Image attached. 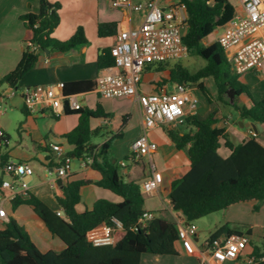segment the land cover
I'll return each mask as SVG.
<instances>
[{
    "label": "trees",
    "instance_id": "trees-1",
    "mask_svg": "<svg viewBox=\"0 0 264 264\" xmlns=\"http://www.w3.org/2000/svg\"><path fill=\"white\" fill-rule=\"evenodd\" d=\"M180 1L188 12V30L183 41L189 55L200 57L206 63L195 73L180 62L172 67L169 62L152 63L145 71L164 75L158 85L166 82L194 84L210 105L219 102L237 111L242 120L264 126V99L256 101L250 96L217 41L205 43L208 36L231 21L233 4L227 0ZM39 4V13L21 16L27 31L23 55L18 66L0 80V86L18 88L26 73L46 51L49 54L66 52L87 42L83 28H78L67 41L54 39L53 34L60 24L61 5L50 0H39ZM113 28V24H102L99 34L114 33ZM114 62L110 49L104 50L97 60L100 69L112 67ZM206 81L212 82L215 94L211 93ZM94 88L95 83L91 81L64 85V111L79 115L78 125L64 136L70 146L65 156L72 162L89 163L101 174V180L68 181L66 178L62 193L57 196L63 217L32 193L26 198H14L12 210L20 205L30 206L39 218L38 224L53 237L61 239L65 247L61 250L40 249L28 230L10 215L5 226L0 228V264H141L144 254L180 255L177 222L155 217L142 225L140 219L147 212L142 188L135 181L126 182L118 165L110 159L112 142L122 138L123 133L114 134L101 145L93 143L94 138L106 137L110 132L106 127L92 129V119L111 118L112 115L107 114L100 103L96 106L97 111L87 107L70 108L67 101L70 96ZM243 96L251 98L252 107L244 104ZM217 112L214 108L205 117L199 114L186 116L183 125L190 129L183 134L176 128L167 129L176 149L186 151L190 169L186 174L172 178L165 191L174 211L189 224L246 202H255L254 211L258 212L264 203V146L255 136L238 145L232 143L225 129L216 127ZM123 119L125 123V117ZM6 137L9 139L8 135ZM2 140L0 137V167L11 160L9 154L1 150ZM221 140H225V146L231 151L227 158L218 153ZM64 160L61 158L58 165ZM90 184L111 191L121 201L99 199L92 209L79 212L77 206L81 202L82 188ZM224 234L252 235L251 231H242L241 226L226 223L211 234L207 242ZM106 237L111 238L109 244H94V240ZM260 251L254 246L255 256L263 257Z\"/></svg>",
    "mask_w": 264,
    "mask_h": 264
},
{
    "label": "crops",
    "instance_id": "crops-1",
    "mask_svg": "<svg viewBox=\"0 0 264 264\" xmlns=\"http://www.w3.org/2000/svg\"><path fill=\"white\" fill-rule=\"evenodd\" d=\"M50 1L61 5L59 11L60 24L55 30L53 38L58 41H67L78 28H83L87 42L66 52L42 54L34 68L23 77L19 87L14 89L15 93L13 95H10L11 88L8 86H0V112H2L0 114V130L9 136L10 141L8 146L2 145L1 150L7 152L11 160L25 162L34 170L33 176L24 177V181L29 185L28 192L25 194L17 187L13 189L2 187L3 181L8 180L9 177L3 173L2 167H0V206L5 207L8 216L11 215L19 225L28 230L33 240V234L39 236L40 230L48 234L50 233L38 224L39 218L30 206L20 205L15 210H12V201L16 197L26 198L29 193H32L39 197L54 212L60 211L63 213L62 208L58 204L57 196L61 195L63 181L66 178L60 175L58 164L62 156L70 151V146L64 136L78 125L79 115L74 112L65 113L64 103L66 98H63L64 91L59 89H56L60 103L56 114L47 113V110L44 113H30L24 103L25 89L35 86L51 87L59 83L69 84L85 81L95 83L100 74L117 72L115 69L111 70L110 67L100 69L97 64L99 55L104 50L110 49L113 46L117 35L122 30L138 28L145 19V13L143 11H135L130 6H116L114 0ZM145 1L147 0H132V4L135 5ZM169 1L172 2L175 0H166L163 3L164 6ZM39 11V0H0V80L18 66L23 55L24 39L27 31L21 20V16L28 13H39ZM102 24H113L114 33L100 35L99 26ZM252 72L261 73L249 71L244 75L249 78L253 76ZM162 76H164L162 73L144 70L139 85V92L152 93L162 89L173 91V82H166L162 85L157 84ZM206 84L211 93L215 94L212 82L206 81ZM196 94L201 99V105L197 114L205 117L211 112L210 104L203 94L199 93L198 88L196 89ZM73 95L77 97L82 107H87L91 110H93L92 107L95 104V97L103 98L95 89L91 91L80 90ZM255 97H253L254 100H256ZM259 98H261L260 100L264 99V89L261 91ZM242 100L248 108L252 107L251 98L243 96ZM67 101L69 102V100ZM124 102L132 105V109L128 110L131 114L130 116L133 117L135 114H138L142 120L136 136H132L131 138V153L135 140L141 136H145L149 141H153L158 145V150L152 156L144 157L137 163L132 160L131 164L123 162L124 165L122 166L128 168L122 175L124 180L126 182L135 181L142 186L143 182L151 176L149 164L153 160L157 170L163 176V182L159 189L149 193L142 191L145 199V210L154 213L156 217L177 222L178 226L186 224L187 222L174 211L168 193L165 191L172 178L182 176L189 171L190 161L186 151L176 149L167 134V129H171L170 127L160 125L148 131L144 130L142 110L135 97H125ZM97 104L98 102L95 107ZM104 111L107 114H111L112 117L92 119L91 121L92 129L106 127L110 132V135L106 137L99 136L102 138L100 143H97L93 139V143L98 145L103 144L118 132H122V138H125L126 135L123 128L128 126L127 124L130 120L129 117L124 123L123 117L121 123L118 122L114 114L115 111L108 107V105H106ZM216 117L218 119L216 127L225 129L229 139L235 145L241 144L249 140L252 136H255L264 146L263 125V130L258 134H254L250 128L246 127L252 122L242 120L240 116L237 121H234L232 114L225 113L222 108H218ZM16 127L19 136L17 141L11 135V131ZM174 128L180 130L181 134L190 129L183 124H179ZM54 145L60 146L62 151L57 152L53 150ZM131 153L129 154V159ZM218 153L223 158L230 156L231 151L225 146V140H221ZM101 178L102 176L98 171L94 170L89 163L83 161L72 162L71 171L69 177H67L68 181L90 179L93 182H97ZM113 194L111 191L98 187L95 184L86 185L82 188L81 202L77 206V209L79 212L87 209L90 210L99 199H107L112 202L121 201L113 196ZM255 204V202H246L224 210V224L229 223L234 226H241L244 232L251 231L252 235L249 236L251 248H253L251 242L257 230L264 229L263 218L257 221L249 219L250 215L254 216L253 214H256L258 219L261 215L264 216V203L258 212L254 211ZM44 237L48 241V244L46 245L47 247H42L41 249L61 250L65 247L64 242L57 237L54 238L52 235H46ZM208 238L201 242V236L198 230L194 237L196 246L200 248L207 242ZM55 239H58V241ZM35 244L39 247L36 242ZM178 249L180 255L174 257L183 259V262L180 264H199V259L187 255L180 244L178 245ZM261 254H263L262 258L264 259V252L262 251ZM169 256L173 255L159 256L144 254L142 255L141 264L149 257H154L157 259V262H161L162 258ZM227 264L246 263L244 258H240L235 261H230Z\"/></svg>",
    "mask_w": 264,
    "mask_h": 264
},
{
    "label": "built area",
    "instance_id": "built-area-1",
    "mask_svg": "<svg viewBox=\"0 0 264 264\" xmlns=\"http://www.w3.org/2000/svg\"><path fill=\"white\" fill-rule=\"evenodd\" d=\"M166 0H147L132 4V0H114L116 6H130L135 11H143L145 19L141 26L130 30H122L110 48L115 62L110 72L100 74L95 81V91L103 98L135 97L142 110L144 130L148 131L160 125L170 128L183 124L186 116L198 113L201 99L196 94V86L190 83H174L173 91L162 89L152 93H140L139 85L143 72L149 64L176 61L189 56V50L183 38L188 30V12L181 1H172L164 6ZM234 6L231 21L224 26L216 41L225 51L232 69L239 75L249 71L260 72L264 67V0H227ZM64 83L56 86H35L24 91V103L30 113L56 114L60 105L56 89L63 91ZM15 90L12 89L10 95ZM65 96H63L64 98ZM66 98V97H65ZM72 110L81 106L76 96L68 98ZM2 114V112H0ZM2 145L8 146L10 141L4 131L0 130ZM53 150L61 152L58 145ZM158 150L157 143L149 141L145 136L137 138L133 144L130 159L137 163L144 157L152 156ZM59 166L60 175L67 178L71 171L72 161L64 157ZM90 162V161H89ZM124 165V163L122 164ZM151 176L141 188L144 192H152L162 186L163 176L156 168L154 161L149 164ZM3 173L9 177L2 183L3 188H20L27 194L29 185L25 176H33V168L25 163L10 160L2 167ZM59 216H64L60 211ZM152 212H146L140 223L155 218ZM8 222L5 207L0 206V228ZM198 227L195 223L179 226V238L185 253L199 259V264H227L244 258L246 264H261L262 257L253 253L248 236L223 235L198 248L195 244ZM110 237L94 240L97 246L109 244Z\"/></svg>",
    "mask_w": 264,
    "mask_h": 264
},
{
    "label": "rangeland",
    "instance_id": "rangeland-1",
    "mask_svg": "<svg viewBox=\"0 0 264 264\" xmlns=\"http://www.w3.org/2000/svg\"><path fill=\"white\" fill-rule=\"evenodd\" d=\"M176 2L179 0H175ZM223 32L222 28L217 29L215 32H213L212 35L208 36L206 38L205 43H211L213 41H216V37L219 33ZM181 63L185 68H187L190 72L195 73L199 68L205 65V61L197 56H191L189 55L186 58L176 60V61H170L168 64L169 66H174L177 63ZM261 73H253L251 77H246V75H240L239 80L245 84L248 88V92L250 93L251 97H255L256 101H261L259 96L261 95V91L264 89V67L260 71ZM125 98L124 99H118V98H113V99H104V98H97L95 97V104L92 107L93 110H96V103H100L103 109H106V105L110 107L113 111H115V116L117 117L118 122L121 123V120L123 117H125L126 120H130L128 122V126L124 127V133H125V138L122 139H115L112 142L111 146V152H110V159L115 162L118 167H119V172L121 175L125 173V171L128 170V168H125L122 166L123 162L131 164V159H127L129 157V154L131 153L130 150V145H131V138L132 136L135 137L137 132L140 129L142 120L141 117L138 114H135L133 117H131L130 112L128 110L132 109V105L130 103H125ZM214 108H222L225 113H230L233 115L234 121H237L239 119V114L237 111H235L233 108L225 106L219 102H214L213 104L210 105V110L213 111ZM117 109V110H116ZM11 135L14 140H18L19 136L17 134V127L14 128L11 131ZM94 140L97 143H100L102 138L101 137H96ZM118 200H121L117 195L113 194ZM147 200V198H146ZM252 213V211H251ZM254 216L250 215L249 219L251 220H260L264 219V216L261 215V217L258 219L256 214H253ZM252 216V217H251ZM246 217V216H245ZM225 211H220L217 213H213L211 215H208L206 217H203L197 221H195V225L198 227L199 230V235L201 236V242L204 241V239L210 237L211 234H213L217 228L222 226L225 222ZM39 236L33 234L35 242L39 245V248L41 249L42 247H47L46 245L48 244V241L45 239L44 236L48 235L51 236L48 233H45L43 231H39ZM44 238V239H43ZM51 238V237H49ZM55 238V237H54ZM33 240V241H34ZM51 240V239H50ZM58 241V239H55ZM252 247L257 246L260 248V252H264V229H258L256 232V235L253 236V241L251 242ZM183 262V259L179 257H174V256H169V257H164L161 259V262H157V259L154 257H149L146 259L143 264H180Z\"/></svg>",
    "mask_w": 264,
    "mask_h": 264
},
{
    "label": "water",
    "instance_id": "water-1",
    "mask_svg": "<svg viewBox=\"0 0 264 264\" xmlns=\"http://www.w3.org/2000/svg\"><path fill=\"white\" fill-rule=\"evenodd\" d=\"M45 54H49V51H46ZM247 128H250L254 134H258L260 131L263 130L262 124L252 122L250 125L246 126ZM65 155L62 156L64 158Z\"/></svg>",
    "mask_w": 264,
    "mask_h": 264
}]
</instances>
